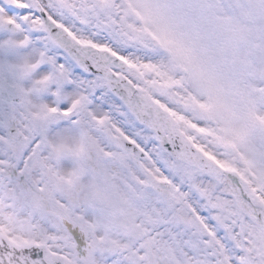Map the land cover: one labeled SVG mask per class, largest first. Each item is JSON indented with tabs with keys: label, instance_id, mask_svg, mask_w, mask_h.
I'll return each instance as SVG.
<instances>
[{
	"label": "snow or ice",
	"instance_id": "obj_1",
	"mask_svg": "<svg viewBox=\"0 0 264 264\" xmlns=\"http://www.w3.org/2000/svg\"><path fill=\"white\" fill-rule=\"evenodd\" d=\"M0 264H264V0H0Z\"/></svg>",
	"mask_w": 264,
	"mask_h": 264
}]
</instances>
